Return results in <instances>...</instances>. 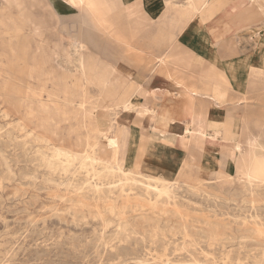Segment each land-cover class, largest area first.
I'll return each mask as SVG.
<instances>
[{
    "label": "rangeland",
    "instance_id": "obj_1",
    "mask_svg": "<svg viewBox=\"0 0 264 264\" xmlns=\"http://www.w3.org/2000/svg\"><path fill=\"white\" fill-rule=\"evenodd\" d=\"M163 1L166 13L152 17L196 28L182 15L186 0ZM243 1L219 0L248 7L233 16L252 21L230 20L213 47L222 52L236 39L223 65L245 77L254 71L251 85L235 102L243 111L233 131L211 151L201 114L192 118L196 131L184 140L211 158L203 169L169 147L136 145L145 92L82 13L63 0H0V264H264V0ZM82 40L86 50L75 46ZM94 72L126 91L119 106H105ZM115 120L126 126L118 157L133 172L126 177L85 156L96 143L109 160ZM147 173L169 181L154 183L159 197Z\"/></svg>",
    "mask_w": 264,
    "mask_h": 264
},
{
    "label": "crops",
    "instance_id": "obj_2",
    "mask_svg": "<svg viewBox=\"0 0 264 264\" xmlns=\"http://www.w3.org/2000/svg\"><path fill=\"white\" fill-rule=\"evenodd\" d=\"M163 3V0H87L78 8L66 4L82 13L89 26L105 37L116 52L123 74L130 75L138 83L139 93L145 92L139 100V108L145 113L134 112L142 116L136 131V145L146 148L154 142L155 147L164 152L165 147H169L178 159L193 160L205 169L211 158L184 140L196 131L192 118L201 114L200 139L205 132L207 142L203 146L211 151L220 136L233 131L234 119L241 117L242 107L235 106V102L243 96L248 97L245 95L246 77L250 73L247 72L245 77L235 68L225 69L223 60L233 55L235 40L232 44L230 41L227 48L221 46L222 52L215 50L213 45L226 32L220 37L218 32L209 34L201 29L210 27L209 23L196 26L197 29L190 23L175 27L166 17H152L155 12L166 13ZM225 22L218 26H228ZM87 42L75 43H79L81 50H86ZM83 58L85 64L89 59L90 65L95 67L92 59L85 58L84 51ZM221 74L226 75L227 84L219 82ZM94 75V83L99 84L95 72ZM99 85L105 91L101 95L103 103H107L105 106H113L126 92L120 86L112 88L106 82ZM170 117L173 119L169 121ZM250 123L246 122L245 126ZM153 125L158 128L153 129ZM175 127L178 128L172 130ZM210 135L212 139L208 137ZM201 141L205 142V139ZM217 154L219 157L221 151Z\"/></svg>",
    "mask_w": 264,
    "mask_h": 264
},
{
    "label": "bare ground",
    "instance_id": "obj_3",
    "mask_svg": "<svg viewBox=\"0 0 264 264\" xmlns=\"http://www.w3.org/2000/svg\"><path fill=\"white\" fill-rule=\"evenodd\" d=\"M63 1H65L66 3L68 2L69 4H71L74 8H78V7H81L85 2H87V0H63ZM254 1V0H253ZM91 4V3H90ZM244 4H247V2H245V0L242 2V6H244ZM219 5V0H186L185 2H184V5H183V10H182V15H184L185 17H187V18H189V19H192V20H194V21H196V26H205L207 23H209V24H211L210 25V27H202L201 29H205V30H207V31H209V34H215V33H217L218 32V34L217 35H219L220 37H222L224 34H225V32L227 31V30H230V28L232 27V26H230L229 24H228V22H230V20H232V19H235V21H236V24H235V26H238L239 24H241L242 25V21H244V23H243V25H246L248 22L247 21H252L251 20V18H249V19H244L243 18V20L242 21H240L241 20V18L239 19L238 17L237 18H234V16L236 17V15L238 14V13H240V12H250V11H247V9H248V7H246V6H244L243 8H239V7H235V6H230V7H228V8H225V7H221L220 5ZM86 7V6H85ZM88 7V6H87ZM86 7V8H87ZM92 8V7H91ZM88 9V8H87ZM240 9V10H239ZM221 10H223L222 12H221ZM238 10V11H237ZM202 11H203V13H202ZM201 12V13H200ZM247 13V14H248ZM234 15V16H233ZM231 16H233L232 18H231ZM226 20V22H225V24H227L228 26H226V27H223V28H221V27H219L218 25L219 24H222V22H224ZM99 22H101V20H98ZM212 22V23H211ZM215 22H217V23H215ZM247 22V23H246ZM98 23V22H97ZM100 26V25H99ZM117 32V31H116ZM238 37V36H237ZM236 37V38H237ZM236 40V39H235ZM236 42V41H235ZM233 42H231V44H232ZM77 43H75V46H77L76 45ZM234 47H236V43L234 44H232ZM80 47V46H79ZM86 47V46H85ZM84 47V48H85ZM89 58V57H88ZM89 60V59H88ZM92 65V64H91ZM254 71H251L250 73L252 74ZM250 74V75H251ZM103 75H104V73H103ZM105 78V77H104ZM103 77H99V76H97V78H96V81L99 83V84H102V85H105V80L106 79H104ZM219 82H222V83H226L227 84V79H226V75L225 74H221V76H220V81ZM251 83L253 84V81H251ZM247 84L248 85H251V84H249L248 82H247ZM118 88V87H117ZM121 91V90H120ZM125 95H126V92H124V93H122L120 96H119V98H118V100L115 102V104L113 105V107H116V106H119V104L122 102V99L125 97ZM190 96H191V94H190ZM121 106V105H120ZM127 108V107H126ZM132 108V107H131ZM130 108V109H131ZM135 108V107H134ZM116 110V109H115ZM127 110V109H126ZM135 112H139V113H141V114H144L145 112L142 110V108H138ZM83 114V113H82ZM86 114V113H85ZM90 114V113H89ZM83 117H85V116H83ZM96 120V119H95ZM116 121V123H115V126L113 127L114 128V130L116 131V135H114V136H112V137H110L108 140H107V142H105V146H110V147H112V150L110 151V157H109V160L108 161H105L102 157H100V155L98 154V152L96 151V149H94V147L96 146L95 144V146L93 145V143H87V148H89L90 149V151H87V150H85V156L86 157H91V158H93L94 160H96V161H99V162H101L102 164H105V166L107 165V169L109 168V169H112L113 171H115V172H118V173H121L123 176H127V175H129V174H131V173H133L131 170H128V169H126V168H124V167H122L119 163H118V157H119V144L121 143L122 144V135L124 134V131H125V127H124V124L119 120V122L117 121V120H115ZM203 121H205V118H203ZM98 124V123H97ZM185 126V125H184ZM112 127H110L109 128V130L110 129H112ZM191 127V126H190ZM96 128V127H95ZM94 129V128H93ZM188 133V132H187ZM217 135V134H216ZM208 137H210V139H212V137H211V135L210 136H208ZM221 137V136H220ZM124 138V137H123ZM206 133L204 132L203 134H202V139L201 140H203V139H205V142L204 143H206L207 141H206ZM182 139V138H181ZM92 142V141H91ZM81 146V145H80ZM236 148L239 150V148H238V145L236 146ZM83 155V154H82ZM85 158V157H84ZM90 159V158H89ZM86 161H87V159H86ZM90 161V160H89ZM243 161V160H242ZM93 163H94V161H92ZM91 162V163H92ZM98 163V162H97ZM121 163V162H120ZM242 163H244V162H242ZM94 164H96V163H94ZM98 164H100V163H98ZM123 164V163H122ZM84 165V164H83ZM93 166V165H92ZM98 166V165H97ZM104 166V167H105ZM247 168V167H246ZM107 169H105V170H107ZM108 169V170H109ZM91 170H89V172H90ZM92 171H93V169H92ZM92 171H91V173H92ZM96 171V170H95ZM113 171H111V172H113ZM246 171V170H245ZM88 172V173H89ZM100 172V171H99ZM94 173V172H93ZM101 174V173H100ZM148 175L147 176H145V178L147 179V183H148V187H150V185H151V182H152V184L154 185L153 186V188H154V190L158 193V197L161 195V192H162V190L161 189H159L158 187L159 186H157L158 184H154V183H160V182H162V183H165V184H168V185H170L169 184V181L168 180H166V179H164V178H162L161 176H158V175H156V174H153V173H147ZM105 175V174H104ZM108 175V174H107ZM245 175H246V177L247 178H249L250 176L245 172ZM96 176H98V175H96ZM100 176V175H99ZM109 176V175H108ZM113 176V175H112ZM132 176V175H131ZM92 177H93V175H92ZM114 177H115V175H114ZM117 177V176H116ZM134 178H135V176H133ZM137 177V176H136ZM94 178V177H93ZM132 178V177H131ZM96 179V178H95ZM116 179V178H115ZM119 179V178H118ZM118 179H116V180H118ZM124 179V178H123ZM129 179V178H128ZM137 179V178H136ZM139 179V178H138ZM73 180V179H72ZM108 180V179H107ZM129 180H132V179H129ZM96 181V180H95ZM141 181V180H140ZM121 182V181H120ZM132 182V181H131ZM171 182H173V185L174 184H176V182L175 181H171ZM113 183H116L115 181L113 182ZM136 183H137V181H136ZM184 183V182H183ZM111 184V183H110ZM118 184V183H117ZM98 185V184H97ZM126 185V184H125ZM128 185V184H127ZM129 185H130V183H129ZM128 185V186H129ZM135 185V184H134ZM172 185V186H173ZM132 186V185H131ZM119 187H121V185H119ZM97 188H98V186H97ZM124 188V187H123ZM126 188V187H125ZM130 188H132V187H130ZM158 188V189H157ZM133 189V188H132ZM148 189V188H147ZM147 189H145L144 190V195H147V197H149V195H152L151 194V192H150V190H147ZM130 190V189H129ZM102 191V190H101ZM125 191V190H124ZM133 191V190H132ZM129 193V192H128ZM127 193V194H128ZM122 194V193H121ZM131 195V194H130ZM133 195V194H132ZM131 195V196H132ZM126 196V195H125Z\"/></svg>",
    "mask_w": 264,
    "mask_h": 264
}]
</instances>
